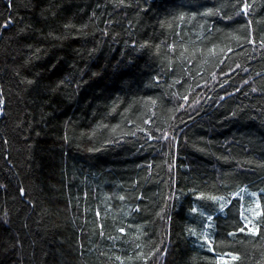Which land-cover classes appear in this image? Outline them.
I'll use <instances>...</instances> for the list:
<instances>
[{
  "label": "trees",
  "instance_id": "obj_1",
  "mask_svg": "<svg viewBox=\"0 0 264 264\" xmlns=\"http://www.w3.org/2000/svg\"><path fill=\"white\" fill-rule=\"evenodd\" d=\"M0 264H264V0H0Z\"/></svg>",
  "mask_w": 264,
  "mask_h": 264
},
{
  "label": "snow or ice",
  "instance_id": "obj_2",
  "mask_svg": "<svg viewBox=\"0 0 264 264\" xmlns=\"http://www.w3.org/2000/svg\"><path fill=\"white\" fill-rule=\"evenodd\" d=\"M243 230V229H242ZM233 259H237V257H234Z\"/></svg>",
  "mask_w": 264,
  "mask_h": 264
}]
</instances>
